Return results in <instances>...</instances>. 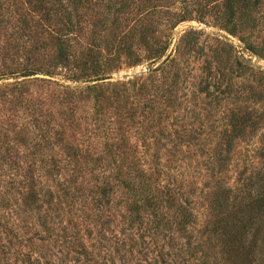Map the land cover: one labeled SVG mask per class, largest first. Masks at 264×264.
Wrapping results in <instances>:
<instances>
[{"label":"rangeland","instance_id":"rangeland-1","mask_svg":"<svg viewBox=\"0 0 264 264\" xmlns=\"http://www.w3.org/2000/svg\"><path fill=\"white\" fill-rule=\"evenodd\" d=\"M263 198L264 0H0V264H264Z\"/></svg>","mask_w":264,"mask_h":264},{"label":"trees","instance_id":"trees-1","mask_svg":"<svg viewBox=\"0 0 264 264\" xmlns=\"http://www.w3.org/2000/svg\"><path fill=\"white\" fill-rule=\"evenodd\" d=\"M230 9H231V7H230ZM230 15V17H232L233 16V14L231 13V14H229ZM35 73H33V72H30V71H28V72H26L25 74H23V77H28V76H32V75H34ZM264 199V198H263ZM261 201V200H260ZM184 224H187V221H185L184 222Z\"/></svg>","mask_w":264,"mask_h":264}]
</instances>
